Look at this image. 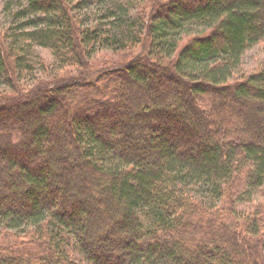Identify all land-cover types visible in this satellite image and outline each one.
I'll return each instance as SVG.
<instances>
[{"label":"trees","instance_id":"obj_1","mask_svg":"<svg viewBox=\"0 0 264 264\" xmlns=\"http://www.w3.org/2000/svg\"><path fill=\"white\" fill-rule=\"evenodd\" d=\"M14 1L0 264H264V66L233 78L264 42V0H149L141 24L120 0ZM35 45L54 57L40 78Z\"/></svg>","mask_w":264,"mask_h":264},{"label":"rangeland","instance_id":"obj_2","mask_svg":"<svg viewBox=\"0 0 264 264\" xmlns=\"http://www.w3.org/2000/svg\"><path fill=\"white\" fill-rule=\"evenodd\" d=\"M7 0H0V26L7 28V26L10 24L11 20L8 17L10 14L9 12H5L4 6ZM98 0L97 2H99ZM122 3H125V8L130 11V15L133 20H135L137 23L141 24V20H139L142 10L145 8L149 0H120ZM19 0H15L14 3H18ZM77 11V8H76ZM85 16H88L87 19L89 21V18L91 14H86L84 12ZM93 18V17H92ZM109 19L105 20L108 21ZM92 21V20H90ZM89 23V22H86ZM5 31V30H4ZM138 43H135V45L127 47L126 49L119 50V51H112L109 49H102L97 52H93L90 54L89 59L91 62V65H95V67H98L100 70L105 69L106 67H110L112 65H115L117 62L123 63L127 61L132 54L131 52L135 51V48ZM131 53V54H130ZM54 57L52 54V51L49 48H45L39 45H35L33 47V55H32V61L34 63L35 74L34 77H44L48 72H54L55 67L50 66ZM39 61H43L46 65L45 68L42 64L38 65L37 63ZM264 66V42L257 44L255 47L247 50L245 54L242 57L241 66L235 76L234 79L242 78L248 76L250 73L255 72L256 70L260 69ZM68 71L71 74L74 73H80L83 71L84 66L80 65V63H74L73 66H68ZM14 71V68H12V72ZM26 84H31V80H25ZM6 87H4L0 83V93L4 91ZM9 88H7L8 90ZM260 197V196H259ZM259 202L258 197L255 198V202H249L245 204H239L237 206L238 211L245 210V213L248 211V209L254 208ZM254 209H252L253 212ZM243 212V211H241ZM244 213V212H243ZM2 225L0 224V228ZM14 231V230H13ZM9 232V231H8ZM11 233V232H9Z\"/></svg>","mask_w":264,"mask_h":264}]
</instances>
